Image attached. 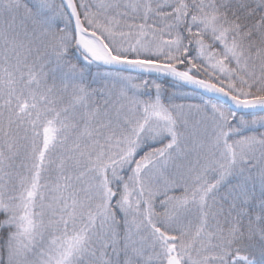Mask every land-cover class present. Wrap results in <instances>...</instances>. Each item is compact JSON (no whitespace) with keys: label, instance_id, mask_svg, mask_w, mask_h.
<instances>
[{"label":"snow or ice","instance_id":"1","mask_svg":"<svg viewBox=\"0 0 264 264\" xmlns=\"http://www.w3.org/2000/svg\"><path fill=\"white\" fill-rule=\"evenodd\" d=\"M0 264H264V0H0Z\"/></svg>","mask_w":264,"mask_h":264}]
</instances>
